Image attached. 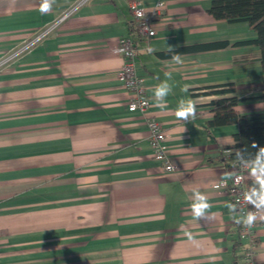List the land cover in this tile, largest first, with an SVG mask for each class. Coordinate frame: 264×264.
<instances>
[{"label": "crops", "instance_id": "0c3cea01", "mask_svg": "<svg viewBox=\"0 0 264 264\" xmlns=\"http://www.w3.org/2000/svg\"><path fill=\"white\" fill-rule=\"evenodd\" d=\"M140 1L165 3L150 39L136 36L126 0H49L46 13L42 0H0V264H236L242 256L230 195L212 187L237 172L222 162L236 153L237 126L208 127L215 96L206 92L233 84L240 115L263 111L260 51L237 45L256 34L215 20L211 0ZM123 37L135 42L171 174L153 159L146 120L127 112L116 52ZM189 101L193 114L178 118ZM256 166L244 177L260 189ZM258 210L254 261L264 264Z\"/></svg>", "mask_w": 264, "mask_h": 264}, {"label": "built area", "instance_id": "2783aa9c", "mask_svg": "<svg viewBox=\"0 0 264 264\" xmlns=\"http://www.w3.org/2000/svg\"><path fill=\"white\" fill-rule=\"evenodd\" d=\"M86 1L87 0H80L77 7ZM126 1L128 3L129 13L134 20V32L136 36L140 39H150L154 37L155 31L152 28L153 23L161 16L165 8V3L163 1H158L152 8L147 9L140 0ZM40 40L41 36L36 37L27 44V48L34 47ZM116 52L120 54L123 60L118 77L127 95V112L137 114L146 120L149 134L148 143L153 159L163 166V170L166 174H171L174 172L175 167L167 156L163 145L167 136L160 123L149 116L151 103L147 96L145 79L137 72L135 42L129 37L118 39ZM132 108H134V110H131ZM234 167L237 172L228 182L217 181L212 187L215 190L223 189L228 191L235 215V223L238 228L239 243L243 246L242 263L255 264L254 256L257 249L256 227L261 211L250 206V200L247 197L245 187V167L237 165ZM249 213H253L257 217L251 227H248L243 222Z\"/></svg>", "mask_w": 264, "mask_h": 264}, {"label": "trees", "instance_id": "16d2710c", "mask_svg": "<svg viewBox=\"0 0 264 264\" xmlns=\"http://www.w3.org/2000/svg\"><path fill=\"white\" fill-rule=\"evenodd\" d=\"M208 13L218 21L247 23L255 32L256 38L254 40L238 43L237 45L255 46L260 51V64L263 77L261 79L258 99L264 103V0H211V7ZM183 51L178 50L162 56H176ZM207 90L206 96H215V99L211 102L213 118L208 123V127L237 126V132L233 136L234 146L232 147V150H236V153H232L224 158L222 161L223 165L226 168L235 165L251 166L256 164L258 158L264 164V157L260 155L261 149H264V109L261 113L240 115L235 108L241 99L234 95L233 84L210 87ZM245 187L247 197L250 200V206L258 209L255 207L253 201L258 202L260 189L251 182H247L246 184V181ZM234 228L236 234L235 247L238 248L241 246L236 223H234ZM241 259L242 256L240 255L235 259V263L243 264Z\"/></svg>", "mask_w": 264, "mask_h": 264}, {"label": "clouds", "instance_id": "9594fccd", "mask_svg": "<svg viewBox=\"0 0 264 264\" xmlns=\"http://www.w3.org/2000/svg\"><path fill=\"white\" fill-rule=\"evenodd\" d=\"M51 5L49 3V0H42V3L40 5L39 11L41 13H46L50 10ZM178 59V58H177ZM168 91V86L165 84L161 87H158L156 90V96L157 97H163L164 95H166ZM131 110H134V108H132ZM194 112V108L192 103L189 101L184 108H182L181 110L177 111L176 115L178 118L180 119H186L188 116L192 115ZM260 155L262 157H264V149H261V153ZM256 167H254L252 169V174L256 176L257 182L260 185V195L258 197V202L253 201L254 205L256 208H261L264 207V164L261 163L260 159L258 158L256 161ZM207 207L206 204H200V205H196L194 206V210L196 215H200L201 214V209ZM257 219L256 215H254L253 213H249L245 219H244V224H246L248 227H251L253 225V222Z\"/></svg>", "mask_w": 264, "mask_h": 264}]
</instances>
